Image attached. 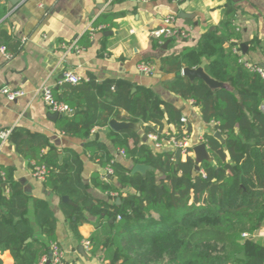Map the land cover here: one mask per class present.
<instances>
[{"label":"trees","instance_id":"1","mask_svg":"<svg viewBox=\"0 0 264 264\" xmlns=\"http://www.w3.org/2000/svg\"><path fill=\"white\" fill-rule=\"evenodd\" d=\"M225 14L222 32L206 33L195 47L161 60L165 72L180 74L214 57L204 71L226 86L212 91L202 81L190 82L181 75L166 84L171 93L193 101L203 123L212 124L213 131L225 137L222 145L211 134L205 135L211 162L200 163L196 176L195 159L189 155L192 147L187 149L185 161L176 164L171 149L156 153L152 142H143L132 131L110 132L107 140L115 150L123 151L125 160L153 169L144 177L131 175V170L114 161L104 143L88 141L84 149L101 170L91 175L90 185L114 200L121 199V205L113 202L111 206L96 203L85 193L74 152L65 151L60 163L57 151L45 152V138L22 144V155L34 167L44 168L47 189L61 197L70 196L91 216L101 219V226L86 243L87 254L102 264H264L263 258L250 254L252 246L243 237L253 235L264 222V113L260 110L264 79L241 62L235 43L241 36L233 26L234 10L226 7ZM1 47L14 54L19 43L0 27ZM64 89L63 103L74 112L57 121V129L65 136L87 138L111 119L140 123L144 136H155L158 144L171 139L178 142L191 134L189 124L176 121L170 110L168 121L175 125V131L165 130L161 102L149 89L132 93L131 85L122 84L117 90L109 88L103 98L90 83H66ZM120 112L125 116L120 117ZM2 172L0 250L10 252L14 264H46L51 246L58 247L55 217L46 201L35 200V220L49 247L34 241L22 250L34 233L25 219L27 199L11 180V170ZM2 183L7 186L6 197ZM63 213L81 242L78 227L82 215L69 207H63ZM240 253L244 254L243 261L237 258Z\"/></svg>","mask_w":264,"mask_h":264},{"label":"crops","instance_id":"2","mask_svg":"<svg viewBox=\"0 0 264 264\" xmlns=\"http://www.w3.org/2000/svg\"><path fill=\"white\" fill-rule=\"evenodd\" d=\"M226 7L234 10L233 26L241 36V40L235 42L241 62L264 72V0H117L111 4L106 0H18L15 6L9 0H0V27L7 31L14 43H19L10 60L7 61L0 53V88L25 92L24 97L12 102L0 95V132L10 130L9 137L4 141L0 139V177H3V169L11 170V180L27 199L25 219L34 230L32 237L23 243L22 250L34 241L49 247L40 233L33 208L35 200H44L57 223L56 243L63 253L64 262L102 264L97 258H91L84 247L90 235L101 226V219L91 216L68 195L73 205L63 203V196L47 189L43 181L33 177L34 166L21 153L24 141L45 138L48 145L45 152L57 151L60 163L65 151L74 152L80 163L79 180L85 193L96 203L112 206L117 198L114 200L113 196L90 185L91 175L101 170L84 149L88 141L104 143L114 161L123 167L132 170L135 166L107 140V135L113 132L109 125L92 130L83 139L59 132L57 121L60 118L52 120L54 114L35 94L38 87L48 86L53 96L63 102L66 84L63 74L70 71L81 79L80 83H90L102 98L109 88L117 90L122 84L131 85L134 92L149 89L161 102L167 132L173 134L175 131V125L168 121L167 110H170L176 121L184 119L189 124V146L204 143L205 135L215 133L213 125L203 123L199 108L193 101H186L167 90L166 84L182 76V72H165L161 60L195 47L206 33L222 32ZM179 13L190 18L181 19ZM170 17L174 19V28L187 36L169 40L153 38L151 33L160 29L164 20ZM240 45L246 47L244 54ZM140 63L151 66L152 75L140 73L137 68ZM231 89L238 97V92ZM260 110L264 113V102ZM119 115L124 117L125 113L120 112ZM132 123L139 125L141 130L140 123ZM147 142L151 145L149 138ZM169 149L164 146L154 151L163 153ZM185 159L182 154L180 161ZM7 194L5 184L3 195L6 197ZM63 207L73 208L82 215L83 222L78 227L81 242L75 238ZM110 211L114 212V208ZM246 239L252 246L250 254L264 259V222ZM80 246L85 249L84 257L78 252ZM0 261L1 264H14L8 251L0 250Z\"/></svg>","mask_w":264,"mask_h":264},{"label":"built area","instance_id":"3","mask_svg":"<svg viewBox=\"0 0 264 264\" xmlns=\"http://www.w3.org/2000/svg\"><path fill=\"white\" fill-rule=\"evenodd\" d=\"M115 1H117V0H106V2L109 4H111ZM128 1H132V0H128ZM173 22H174V19L172 17L165 19L163 22V26L160 29L153 31L151 33L152 37L153 38H163V39H167V40L175 38V37L185 38L187 36L186 33L174 28ZM91 30H93V29H91ZM0 53L4 56V58L7 61L13 57V54L7 53L5 51L4 47L0 48ZM245 66L248 68H251L252 70L257 71L262 76V78L264 79V72L262 70H260L259 68L255 67V66H247V65H245ZM137 68H138V71L140 73H142L143 75H152V73H153L152 67L147 65V64H144V63H140L137 66ZM63 82L69 83L72 85H76V84H79L81 82V79L77 75L68 71V72H65L63 74ZM35 94L40 96L42 102L47 106V108L49 109V111L51 113L58 114L61 116L69 115L72 113L71 109L67 105H65L62 101L57 100L53 96L52 91L48 86L41 85L35 91ZM0 95L4 96L8 101L12 102V101H15L19 98L24 97L25 92L22 90L10 89L9 87H1L0 88ZM185 122L186 121L184 119L180 120V123H185ZM9 135H10V130L7 129L4 131H1L0 132V139L2 141H4L7 137H9ZM148 138L153 143V149L154 150H160L164 146H168L174 152L177 149H180L182 151V154H184L186 156L187 149H189L191 147L188 145V140H187L188 138H186V137H184L181 141H178V142L171 139L169 142H164L161 144L155 143V141H156L155 136H149ZM119 152L121 155H124L123 151H119ZM189 155H193V153H189ZM106 172H107L108 176L112 175L111 170L108 169ZM33 177L39 181H43V179L45 177L44 168L34 167ZM117 220H120V217H117ZM243 237L247 238L248 236L244 235ZM84 247L87 250L88 244L85 243ZM50 252L52 253V261L54 262V264H66L64 262L63 253L61 252V250L58 249V247H56L55 245H52ZM45 261H46V259L43 260V262H45Z\"/></svg>","mask_w":264,"mask_h":264},{"label":"water","instance_id":"4","mask_svg":"<svg viewBox=\"0 0 264 264\" xmlns=\"http://www.w3.org/2000/svg\"><path fill=\"white\" fill-rule=\"evenodd\" d=\"M13 6L18 4V0H9ZM179 18L181 19H188L190 18L189 15H186L184 13H179ZM167 45V43H166ZM165 45V46H166ZM164 46V48H165ZM241 50L243 51V54L245 53L246 47L244 45H240ZM215 58H211L209 60H203L200 64V66L196 69H188L185 68L182 70V76L186 77L190 82H193L194 80H200L202 81L210 90L214 91L220 88H226V86L220 82H217L213 79H211L204 71V67L211 61H214ZM134 92V89L132 90ZM61 115L54 114L52 115V120H57L58 118H61ZM110 129L113 132H120V131H132L139 137H141L143 142L147 143V138L144 136L143 131L140 130L139 125L132 123V122H119L115 119H111L108 123ZM213 138L216 139L220 144H224L225 137L219 134L218 132H215L213 135ZM192 153L195 159V167H194V172L197 174L199 172V165L200 163L207 161L211 162V158L208 154L207 147L204 143L198 144L192 148ZM182 155V151L180 149H177L175 151L174 155V160L175 163L177 164L180 162ZM152 167L147 166V165H142V164H137L135 165L132 170H131V175H140L141 177H144L147 172L152 171ZM1 188L4 190L5 189V184H1ZM62 202L67 204V205H73L72 202L70 201L68 196H63L61 198ZM121 200L120 198H117L115 201L116 205H120ZM110 223H112V220H110ZM79 254H81L83 257L85 256V249L83 246H80L78 249ZM237 258L239 260H244V254L240 253L237 255ZM52 260V253L49 252L47 255V261L46 264L51 262Z\"/></svg>","mask_w":264,"mask_h":264}]
</instances>
